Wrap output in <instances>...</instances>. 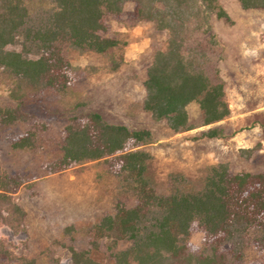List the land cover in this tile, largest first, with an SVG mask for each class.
I'll use <instances>...</instances> for the list:
<instances>
[{"label": "trees", "instance_id": "trees-1", "mask_svg": "<svg viewBox=\"0 0 264 264\" xmlns=\"http://www.w3.org/2000/svg\"><path fill=\"white\" fill-rule=\"evenodd\" d=\"M238 2L244 10H264V0ZM213 19L232 23L220 0H0V69L11 80L8 96L13 101L0 106V131L25 126L10 137V148L50 155L44 166L48 174L103 161L119 183L114 212L86 229L88 247L66 246L72 264H101L92 256L99 252L114 264H243L241 250L230 242L237 235L249 240L250 229L259 233L252 245L264 254V173L232 174L226 163H217L206 168L198 186L172 176L169 192L159 194L146 174L151 156L139 148L150 142L149 129L106 123L98 113L87 112L68 117L60 138L48 142L42 137L46 125L28 112L39 106L46 115L55 114L54 100L73 78L68 50L117 52L110 62L116 70L124 42L112 24L132 28L151 23L167 38L165 49L154 53L146 69L142 109L180 133L195 128L187 110L194 104L200 126L207 127L199 137H219L220 128L214 125L230 109L225 82L211 56L219 50ZM17 41L20 51L6 49ZM20 186L17 176L0 167V225L13 233L23 229L24 212L13 198ZM64 232L69 236L70 228ZM194 232L202 234L199 247L191 243ZM120 243L127 245L120 248ZM45 254L44 263L39 257L13 256L0 242V258L6 262L59 264Z\"/></svg>", "mask_w": 264, "mask_h": 264}, {"label": "rangeland", "instance_id": "rangeland-1", "mask_svg": "<svg viewBox=\"0 0 264 264\" xmlns=\"http://www.w3.org/2000/svg\"><path fill=\"white\" fill-rule=\"evenodd\" d=\"M220 4L232 23L213 19L219 50L211 56L225 82L230 109V115L214 125L220 128L219 137H199L207 127L200 126L201 115L194 104L187 110L195 128L180 133H173L164 120H154L142 109L146 69L154 53L165 49L167 34L151 23L132 28L113 23V32L124 42L117 69L110 67L117 52L109 56L70 49L67 58L73 78L66 91L55 98V114L46 115L39 106L28 108L35 121L47 127L43 139L57 141L68 117L87 112L98 113L106 123L149 129L150 142L139 148L151 156L146 174L159 194L169 192L172 176H182L189 186H198L206 168L217 163H226L232 174L264 173V10H244L238 0H220ZM130 8L126 4L125 9ZM20 48L19 41L6 47L12 51ZM10 88V78L0 69V106L13 105ZM24 128L18 124L0 131V167L21 181L13 198L24 212L22 231L13 233L0 225V242L13 256L39 257L44 263L45 253H49L59 264H72L66 246L72 244L77 250L88 247L86 229L114 212L119 183L108 174L103 161L48 174L44 166L50 155L10 148V137ZM65 228H70L69 236ZM258 235L250 229L246 233L249 240L242 241L238 235L231 240L230 244L241 250L243 264L264 262V254L251 243ZM201 239L202 234L194 232L192 245L199 247ZM126 245L120 243L119 247ZM92 256L101 264H114L104 252ZM0 264L15 263L0 258Z\"/></svg>", "mask_w": 264, "mask_h": 264}]
</instances>
